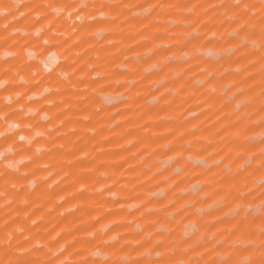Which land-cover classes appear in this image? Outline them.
<instances>
[{"label": "rangeland", "instance_id": "obj_1", "mask_svg": "<svg viewBox=\"0 0 264 264\" xmlns=\"http://www.w3.org/2000/svg\"><path fill=\"white\" fill-rule=\"evenodd\" d=\"M0 264H264V0H0Z\"/></svg>", "mask_w": 264, "mask_h": 264}]
</instances>
